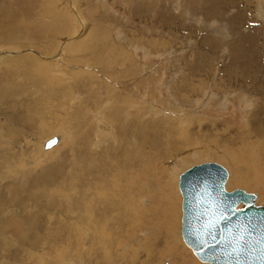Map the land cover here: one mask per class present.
<instances>
[{
  "label": "rangeland",
  "instance_id": "obj_1",
  "mask_svg": "<svg viewBox=\"0 0 264 264\" xmlns=\"http://www.w3.org/2000/svg\"><path fill=\"white\" fill-rule=\"evenodd\" d=\"M150 3L152 5H150ZM152 7L154 8L152 9ZM148 8L150 11L147 10ZM42 10H44L45 13L40 16V12H42ZM26 12L29 13V15L25 16L24 14H26ZM30 13L33 15H30ZM11 14L13 15L11 16ZM14 15L18 16L16 17L18 24L21 22L17 33H14L13 31H16L18 28L13 29L9 26L14 24L16 21V19H13ZM0 16L2 18L0 19V34H2L0 37V51H22L26 52V54L30 53L29 56H32L37 63H35L36 65L34 66L35 68L37 66L36 78L38 82L37 84H20L13 82L12 85L11 83H8L7 86L9 87L11 85L9 88L12 90L10 89L9 92L6 93L5 98L0 92V111H2L3 105V110H5L7 108L5 104L9 105L11 103L18 102L16 105H19L15 108L19 110V112L20 110L24 111L26 113V117L32 121L27 123V121L24 120L23 126L21 127L22 136L19 139L20 143L16 146L12 144L11 137L4 134L5 129L0 123V156L3 158H0V184L4 183V185H6L13 182L16 179L15 177L23 171L28 172L32 169L31 173L33 174L39 172L41 168L43 169V167L47 165V163L51 164L54 160L56 163L63 161L61 163L66 166L65 170L67 171L66 174H68L70 172H68L69 168L67 166L73 162L80 164L81 157L85 152L84 148L88 153L94 154L98 152V150L108 147V145H117L120 140L119 136L117 137L115 124L113 121L111 122L110 119H108L109 110L107 109L111 106H109L108 100L106 101L108 98V92H112V90L117 92L120 91L121 101L124 104L122 107V104L120 103L121 115L119 117V122L121 124H123V109L125 112V114L123 113V120L125 123L130 122L132 113L138 109L137 102H140L143 105V108H147L149 107V104H151L150 107H152V110L155 109V112L153 111L154 113L151 115L148 114L150 112L149 110L145 111L142 109L141 111H143V113H141V111L140 113L144 120L155 117V119L159 120H162V118H173L179 120L180 122L186 118L197 116L202 119L203 123H213L212 125L217 127L218 132H221V130L224 129H219V126L224 128V125H221L220 122L229 120V124L236 129V127H242L240 125L241 123L247 124L248 122H251V118L253 117L252 112L256 113L257 111L261 115L258 117L259 121H257V125L263 126V123L260 121H262V119L264 120V88H260L261 94H259V90L254 91V86H251V83L249 82L250 80H246V75L249 78L254 77L255 79L253 80H255V82L257 81V83H259L260 77L262 78L264 76V0H33L32 2H29V0H0ZM7 20L9 22H7ZM173 21L177 22L172 25ZM66 22H70V27L69 31L64 32L62 31V27ZM6 25L8 28L2 27ZM21 25L23 28L29 29V34H32L31 36L33 37L32 41L26 39V33L28 34V32H25V29L21 28ZM56 27L61 28L59 33L56 31L54 34V32L46 31L48 36H45L44 33L40 32L44 29L54 30ZM90 28L93 29V32ZM83 30L86 31V34H88L89 31L92 32V34L94 32L96 34L94 33L95 35H92L89 33L87 37L86 34H84L85 31ZM251 30L256 31L252 35L253 38L257 41L260 40L259 43L262 42L263 44L260 43L259 46V43H257V45L254 44L256 47H254V50L258 51L260 48L259 52L261 53H259L256 58L250 59L251 67L249 70L250 72L252 71V74L248 73L250 74L248 75L246 74L248 71L247 67L246 72L242 68H239L241 63L239 56L235 57L239 61L234 60L232 59L233 56L229 51H231L230 46L234 49L233 42H236L238 35L240 37V35H242L241 33H249ZM51 34L54 35L50 36ZM36 37L38 38L35 39ZM68 38L73 40L71 41ZM205 39L207 41H205ZM211 39H215V44H219L213 47L211 43H214L215 40L212 41ZM40 40L43 41V44H46V46H40L37 43V41ZM78 40L84 42L85 49H87L86 42L91 43L89 49L93 50L94 53L89 57L98 58L99 63L92 64L89 59L84 58V55L81 54V52L75 53L77 57L74 56L75 54L70 55L67 53L68 47H66V45ZM48 41H51L50 43L53 44H49ZM24 42L31 43V46H21ZM99 43H102L100 47ZM228 43L230 46H227ZM47 45L51 47L50 49H52V51H48L49 48H47ZM103 45H106V47L104 48ZM244 45L245 47H249V45L253 44L245 42ZM120 46L122 48L118 50L117 48ZM61 48L62 52L60 50ZM109 48L113 49L109 51ZM99 49L102 50L100 56L98 53L99 51H97ZM121 49L124 51L122 54ZM88 51L89 50H85V55H88ZM14 53L15 52H13L12 55H14ZM197 55H201L202 61L197 59ZM70 56H74L79 60L83 58L84 62H77L76 60L72 61L70 60ZM203 60H205L204 62L206 64ZM196 61L197 63H202V68L204 67L205 69L201 68L195 71V68L192 71L193 67H197ZM230 61H232V63ZM247 63L248 62L246 61V64ZM128 64L130 68L133 65L135 67L133 66L130 69L127 66ZM43 65L47 68H43ZM41 69H43V71ZM258 70H261V73ZM189 71L191 74H189ZM241 72L246 74L245 81L237 82L238 74L236 73ZM229 75L230 78L228 77ZM188 77L191 78L190 80L192 81L187 82H190L189 85H191V83L194 84V82H197L199 79H202L203 82L200 83L202 88L200 90H195L196 93L199 91L195 96L193 95L188 97V94H186V97H183L181 101L188 103H185L187 104L184 105L185 107L180 104L176 105L179 100L178 97L174 96L177 90L176 86L180 84L182 78L187 81ZM240 78H238V80H240ZM235 83L237 85H234ZM242 83L243 85L245 83V85L243 86ZM139 84L141 87L138 86ZM186 89L189 88L186 87ZM166 90L172 92L170 93L171 96H167ZM139 92L143 96V99L137 95ZM151 96L152 98H150ZM190 99L192 104L189 101ZM171 102L173 105L169 104ZM28 103H30L29 106L26 105ZM154 104L157 106H154ZM77 106L82 107L84 113L82 117L78 112H73ZM181 106H183L184 109ZM159 107L168 111H161ZM200 111L206 113L207 115L203 113V115H200ZM71 112L72 116L70 115ZM209 112H216V114H214L217 117L219 115L220 116L219 118L215 115L210 116ZM2 115L0 116V120H4V116L2 117ZM125 115L127 116L125 117ZM213 116L216 118H213ZM68 117L71 119V124L69 122L63 127L62 124H60V121H63ZM78 118L79 121L75 122ZM90 119L91 121H89ZM127 119L129 120L127 121ZM230 120L232 122H230ZM84 122H88L89 124H84ZM248 124L251 125V123ZM248 124L247 126L250 128L252 125L249 126ZM178 125H180L178 128H182L183 130V126L188 124L180 123ZM232 127L231 132L229 130L230 133H224L227 135L229 134V139H225L222 142V145H224L228 150L236 153L239 159L238 162L226 159V157H224L221 153L222 149H218L217 146L213 147L212 143H208L209 140L207 143L201 141L200 139L196 140L197 143L194 141L195 145L192 140L190 141L188 139L189 142L192 143V147L190 149L185 148V151L195 150L197 148L201 151L203 148L208 150L205 156H196L195 163H191V165L187 164V167L185 164V166H183L184 168L181 167L183 169L180 168L181 171L178 172V174L180 175V173L192 166V164L217 162L223 165L229 172V179L226 183V188L228 190L231 191L236 188H243L248 192L258 195L257 204H264V190L257 189L254 183H252V187L246 186V184L244 185V182H249L246 175H242V179H238L239 185H229V182L234 174L233 168L236 166V169H239L251 162L249 160L244 161L243 159L245 155H250V151L246 148L247 144L243 140L245 138L237 137L236 135L239 134H237V132H232ZM77 129L83 130L82 132L84 134L88 132L90 134L92 133L93 136L90 138V141L87 140L85 143L79 134L74 133ZM46 130H49L50 132L48 134H44L42 131ZM260 131L264 134V129ZM243 134H245L244 136L248 135L247 133ZM263 134H258L260 137H256L257 135L255 134V137H252V139L250 137V142L255 144L260 141L258 139H264ZM54 135H58L60 137L59 143H57L50 150L44 151L43 142ZM167 145L170 146L168 143ZM257 147L260 149L259 146ZM28 150L31 152L29 154L32 156L27 154ZM19 151L22 153L16 156V158L7 157L8 153L16 154ZM153 153L154 152L152 151L151 154ZM5 156L7 158H5ZM109 156L110 157L107 159V162L109 161L107 163L108 168H112L114 166L116 167V161L113 158L110 159L113 155L111 154ZM153 156L156 157L155 161L158 163L160 161H162V163L163 161L165 162L162 156H158L157 154ZM216 156L224 157V161L219 160ZM153 159L154 157L150 161H153ZM178 159L174 160L178 162ZM176 165L178 166V163H176ZM188 165L190 166L188 167ZM146 166L151 169L150 165L146 164ZM81 167L83 168V163H81L80 168ZM34 170L36 172H33ZM147 172L151 173L152 171L148 170ZM241 173H243V171ZM80 174L87 177V179L92 177L89 172H87V174ZM116 181L117 180L115 179V182ZM52 182L54 183L57 181L55 180ZM53 183L51 185L49 184L50 186L37 188L38 191H45L46 195H48L43 201L45 207L44 210L39 209L36 205L34 207L31 200L26 197L24 199V204L26 206L23 209L17 207L16 205H11L10 207L1 204L5 210L0 214V216L2 218L10 216L14 217L21 223L22 227L24 226L23 230L25 231L31 228L32 222H35V226H38V228L35 229V234L39 233V235L42 236H48L47 228L50 225L53 227L55 215L58 219L61 217L65 219L73 217L74 220H77L74 221L72 219L76 228L79 227L81 229L80 236L77 240L82 237L86 240L85 243H92V247L84 246L85 248H82L84 250L82 253L83 256L75 257L72 255V253L75 252V245H70L69 252H63L62 244L64 238L61 236V241L57 242L59 245L58 252H60V258L56 264L101 263L102 261L97 258V253L98 251L100 252V248H102L99 244H97L101 243L97 242L99 241V235L93 237L89 232L90 230L97 231V226L94 223H90L92 216L89 212H87L86 214L83 213L81 215L82 218H80L77 213H74L81 209L79 208V203L77 202L78 197H76V190L73 189V191H71L70 187V190L67 191L68 186H62L61 184L53 185ZM129 183L130 181H128L127 185H129ZM69 184H71V181ZM134 184L135 183L133 182V185ZM175 188L180 194L178 183ZM93 190H96V187ZM6 191L7 190H2L0 187V195ZM66 193H71L70 201L77 206H71L68 209V204L64 200L65 196L68 195ZM81 200H83V197ZM64 202L67 206L66 211H64V208L61 207ZM157 203L159 204V201L152 202V204L150 202L149 204L152 207ZM180 207L181 194L179 206V234L182 239L180 228ZM85 209L87 210L88 207L85 206ZM1 217L0 220H3ZM48 221L53 222L48 224ZM62 227L63 225H60L61 232L63 231ZM33 231L34 229L32 232ZM146 232L148 234L150 229H146ZM135 233L137 234L138 232L136 231ZM138 234H141V232ZM127 235L128 234L125 232L121 234L122 237L118 239L112 234H104L103 237H107L103 240V242L105 241V249L102 248V250L104 249L107 251V249H111L112 240L117 238L118 240L116 239V241L119 243L122 240L119 244L120 246L118 245L117 250L122 249V252H126L124 256L126 257L131 254L129 247H133V244H136L137 246V243L142 240L141 237L137 239L136 242L131 243L133 240L128 241L126 238ZM0 237V264H49L51 255L48 256L46 254V250L49 248L47 241L43 240V242L39 245L40 247L31 248L30 239L25 241L12 240L2 233H0ZM124 240L125 242L123 243ZM85 249L88 250L86 251ZM92 252H95V254H92ZM137 252H139V250ZM187 252L189 253L188 259L191 262L195 264H208L201 263L193 251L188 247ZM89 255L90 257H95L92 259V257L89 258ZM23 261L25 262L23 263ZM162 264H171V261L166 259Z\"/></svg>",
  "mask_w": 264,
  "mask_h": 264
},
{
  "label": "bare ground",
  "instance_id": "obj_2",
  "mask_svg": "<svg viewBox=\"0 0 264 264\" xmlns=\"http://www.w3.org/2000/svg\"><path fill=\"white\" fill-rule=\"evenodd\" d=\"M32 1L33 0H29V2H32ZM34 2H37V1H34ZM151 3H153V2H151ZM151 3H150V5H152ZM185 5H187V4H185ZM241 5H243V4H241ZM254 5H255V3H254ZM154 7H156V6H154ZM154 7H152V9ZM186 9H188V8H186ZM147 10H149V8ZM37 11H38V9H37ZM44 13H45V11L42 10V12H40V16L44 15ZM12 15L13 14H11V16ZM17 15L13 16V19H16L15 23L12 25H9L13 29L18 28L16 31H13L14 33L15 32L17 33V31H19V28H20L19 25L21 23L20 22L18 24L17 18H16V17H18ZM20 15H22V14H20ZM24 15L25 16L29 15V13L26 12V14H24ZM30 15H33V14L30 13ZM7 17H9V16H7ZM0 19H2L1 16H0ZM7 22H9V21L7 20ZM175 22H177V21H173L172 25H174ZM69 23L66 22L65 25H63L62 31H64V32L69 31V27H70ZM2 27H7V25L2 26ZM21 28H23V26ZM26 28H28V27H26ZM47 28H49V27H47ZM23 29H25V28H23ZM60 29H61L60 27H56L54 30L53 29L52 30L51 29H46V30L44 29L40 32L44 33L45 36H48L46 31L54 32V34H55L56 31L59 33ZM252 29H254V28H252ZM28 30L29 29H25V32L26 31L28 32V34L26 33V36H27L26 39L29 41H32V39H33V37L31 36L32 34L30 35ZM85 30H83V31H85ZM90 30L92 31L93 29L90 28ZM211 30H213V29H211ZM79 32H81V31H79ZM92 32L89 31L90 34H92ZM254 32H256V31L251 30L249 33H244V34L241 33L242 34V35H240L241 38L238 35V39L236 40V42H233L234 49H232V47L230 46L229 43L227 44V46H230L231 51H229V52H231V55L233 56L232 59L239 61L237 58H235L238 56H239V59H241V63H240L239 68H242L246 72V67H247L248 71L246 72V74H248V73L252 74L251 73L252 71L250 72V70H249L251 67L250 66V59L256 58L257 55L259 53H261V52H259L260 51L259 47H258L259 48L258 51L254 50V47H255L254 44L257 45V43H259V41H260V40L257 41L253 38L252 35ZM94 33L92 35L96 34V33L95 34ZM226 33H227V31H226ZM54 34H51L50 36H53ZM79 34H82V33H79ZM84 34H86V31L84 32ZM88 34H86V36ZM209 35H211V34H209ZM1 36H2V34H0V37ZM37 38L38 37H36L35 39H37ZM213 38H215V37H213ZM68 39H70L71 41L73 40L71 38H68ZM213 40H215V39H213ZM205 41H207V40L205 39ZM48 42H49V44H53V43H50L51 41H48ZM245 42H248L249 44H253V45H249V47H245V45H244ZM37 43L40 46H46V44H43V41H41V40L37 41ZM215 43H216V40L214 43H211V45L214 47L217 44H219V43H217V44H215ZM260 43H262V42H260ZM260 43L258 44V46L260 45ZM90 44L91 43L86 42L87 49H85V47H84L85 46L84 42L79 41V40L75 41L71 44H67L66 45V47H68L67 53L72 55V54H75L76 52H81V54L84 55V58L89 59V61L92 64L99 63L98 58L89 57L90 55H92L94 53L93 50L89 49ZM25 45L31 46V43L24 42L23 44H21V46H24V47H25ZM101 45H102V43H99V47ZM225 45H226V43H225ZM103 46H104V48L106 47V45H103ZM47 48H49L48 51H52V49H50L51 48L50 46H48ZM120 48H122V47L120 46L117 49L119 50ZM111 49H113V48H109V51H111ZM60 50L62 52V48ZM85 50H89L88 55H85L86 54ZM100 50L101 49L97 50V51H99L98 52L99 56L102 52V50L101 51ZM234 50L236 51V53ZM13 52H15L14 55H12ZM122 53H124V51L121 49V54ZM78 54H80V53H78ZM29 55H30V53L26 54V52H22V51L21 52H19V51H0V62H1L0 92L4 96V98L6 96V93L9 92V90L11 89L9 87L12 85L13 82L20 83V84H28V83L37 84L38 83L37 78H36L37 66H36V68L34 66L37 63L35 62V59ZM201 55H197V59L202 61ZM74 56H76V54ZM74 56H72V57L70 56V60H72V61L76 60L77 62H84L83 58L81 60H79L78 58H76L77 56L76 57H74ZM194 56H195V54H194ZM205 60H203V62ZM246 61L248 62L247 64H246ZM230 62L232 63V61H230ZM196 63H197V61H196ZM193 64H195V63H193ZM201 64L198 62L196 65L197 67L192 68V66H191L192 71L195 68H196L195 71L201 69L202 68ZM127 66H128V68H130L129 64ZM254 67H252V68H254ZM43 68L46 69L47 67H45L43 65ZM258 68H259V66H258ZM133 69H135V68H133ZM202 69H205V68L203 67ZM221 69H223V68H221ZM41 70L43 71V69H41ZM253 70H255V69H253ZM224 71H225V68H224ZM189 74H191L190 71H189ZM189 74H187V75H189ZM236 74H238L237 75L238 78L241 77L240 80H238V78H237V82H244L245 78L247 77L246 80H250L249 82L251 83V86L252 87L254 86V89H255L254 91L259 90L258 92H259V94H261L260 88H264V76L262 78L259 76L260 80H259V83H257V81L255 82V80H253V79H255L254 77L249 78L243 72L236 73ZM250 74H248V75H250ZM38 75H39V73H38ZM216 75H218V74H216ZM245 75H246V77H245ZM127 76H129V75H127ZM228 77L230 78V75ZM190 79L191 78L188 77V79L186 81L184 78H182L180 84H178L176 86L177 90H176L174 96L179 98L178 104H176V105H179V104L183 105V106L187 105L188 104L187 102L181 101L183 99V97H186V94H188V97H191L193 95L195 96L199 92V91H197V93H196L195 90H200L202 88L200 86V83L203 82L202 79H199V80H197V82H194V84L191 83V85H189L190 82L189 83H187V82L191 81ZM147 81H149V80H147ZM8 83H11V85L9 87L7 86ZM197 83H199V84H197ZM234 85H237V84L235 83ZM242 85H243V83H242ZM244 85H245V83H244ZM138 86H140V84ZM186 87H188L189 89H186ZM19 88H18V90H19ZM142 91H144V90H142ZM166 91H167L166 92L167 96H169V95L171 96L170 93H172V92L171 91L169 92L168 90H166ZM15 92H14V94H15ZM163 92H164V90H163ZM94 93H96V92H94ZM8 95H7V97H8ZM137 95L141 99H143V96L140 94V92L137 93ZM107 97L108 98L106 99V101L108 100L109 106H111L107 109V110H109V114H108L109 118L108 119H110L111 122L113 121V123L115 124V126H116L115 130H117V137L119 136L120 142L117 143V145H108V147L104 146L106 148L102 147L104 149L98 150V152H96L94 154L88 153L84 148L85 152H84L83 156L81 157L80 164H76L75 162H73L67 166L69 168L68 172H70L68 174H66L67 173V171L65 170L66 166L63 163H61L63 161H61L60 163L59 162L56 163V161L54 160L55 162L53 161V163L51 162V164L47 163V165L44 166L43 169L41 168V170L39 172H36L34 170L33 172H36V173L33 174V173H31L32 169L29 170L28 172L23 171L22 173H19V175L15 177L16 179L14 181L12 179L13 182L8 183L6 185H4V183H1L0 187L2 188V190H7V191L0 195V214L2 212H4V210H5L1 204H4L5 206H10V207H11V205H14V206L16 205L17 207H19L21 209L25 208L26 205L24 204V199L26 197L31 200L34 207L36 205V207H39V209L44 210L45 207H44L43 201L45 200V198L48 195H46L45 191H38L37 188L42 187V186H50L53 183L52 181L56 180L57 182H54L53 185L61 184L62 186H68L67 191L70 190V187H71V191H73V189L76 190V197H78L77 202L79 203V208H81V209H79L77 212H74V213H77L79 215V217L82 218L81 215L83 213L86 214L87 212H89V214L92 216V220H90V223L91 224L94 223L97 226V231L96 230H90L89 232L93 237L99 235V241H97V242H101V243H97V244H99L100 247L104 248V242L105 241L103 242V240H105V238L107 237V236L103 237L104 234L105 235L106 234H112L113 236H115L119 239L120 237H122L121 234L126 232L128 234L126 236L128 241L133 240V241H131V243L136 242L137 239L142 237V240L137 243L138 244L137 246H136V244L135 245L133 244L132 245L133 247L128 246L129 250L131 251L130 252L131 254L127 255L126 257H124L126 252L125 253L122 252L123 251L122 249H121L122 251L120 249L117 250L118 245L122 242V240L120 243L117 242L116 241L117 238L112 240L111 249H107V251H105L104 250L105 248L102 250V248L99 247L100 252L97 250L98 251V253H97L98 257L97 258L102 261L101 262L102 264H162L166 259L167 260L169 259L171 261V264H195L188 259L189 253L187 252V247L184 245L183 240L181 239L180 234H179V221H180L179 206H180V194H181V192L179 194V192L176 191V188H175V187H177V183H179V176L180 175L178 174V172L181 171L180 168L185 166V164L187 167V164L191 165V163H195V157L196 156H198V155H204L205 156L207 153L208 149H204V148L202 151L200 149L198 150V148L197 149L194 148L195 150H188L190 152L185 151V148L190 149L192 147V143H190L189 140L190 141L192 140L193 143H194V141L199 140V139L201 141L206 142V143L209 140L208 143H212L213 147L217 146L218 149H222L221 153L223 154L224 157H226V159H228L229 161L238 162L239 159H238L236 153L228 150L224 145H222V142L225 139L226 140L229 139V134L227 135L224 133H230L232 125L229 124V120L222 121V122H220V124L224 125L223 126L224 128H221L219 126V129H224V130H221V132H218L217 127L212 125L213 123H209V122L203 123L202 119L198 118L197 116L186 118L184 120H181L180 122H179V120L173 119V118H162V120H159V119H155V117H154L152 119L144 120L143 116H141V113H143V111H141V110L142 109L145 111L149 110L150 112L148 114L151 115L155 112V109L152 110V107H150L151 104H149V107L143 108V105L140 102H137L138 103L137 104L138 109H137V111L132 113L130 122L125 123V121L123 120V117H124L123 113L125 114L124 109H123V113H122L123 124H121L119 122V117L121 115L120 103L122 104V107L124 106V104L121 101L120 91L117 92L115 90H112V92H108ZM150 98H152V96ZM154 99H155V97H154ZM191 99L189 100L190 103H191ZM6 101H8V100H6ZM134 101H131V102H134ZM194 101H195V99H194ZM9 103H11V102H9ZM16 103H18V102L11 103L9 105H6L5 103H3V104H5V106L7 108L5 107L6 109L3 110L4 109V105H3L2 111H0V114L1 115L3 114L2 117L4 116L3 117L4 120L3 119H2L3 121L0 120V123L3 125V127L5 129L4 134L11 137L12 144H14L15 146L19 145V143H20L19 139L22 136L21 127L23 126L24 120H26L27 123L32 122L26 117V113L24 111L20 110V112H19V110L16 109L17 108L16 106L19 105V104L16 105ZM185 103H187V104H185ZM169 104H172V102ZM26 105L29 106L30 103H28ZM159 105H160V103H159ZM166 105H168V104H166ZM8 106H10V107H8ZM154 106H157V105L154 104ZM183 106H181V107H183ZM184 107H183V109H184ZM160 109H161V111H168V110H163L164 108L163 109L160 108ZM177 109H178V107H177ZM140 111H141V113H140ZM73 112H75V113L78 112L79 115L81 114V117L84 115L81 106L75 107V110H73ZM200 113H201L200 115L206 114L202 111H200ZM209 113H210L209 114L210 116L216 114V112H214L215 114L211 113V112H209ZM71 114H72V112L70 113V115ZM250 115H251V113H250ZM126 116L127 115H125V117ZM215 116H213V118ZM219 116L218 117L216 116V117L219 118ZM252 116L253 117L251 118V122H248V123H251L252 126L247 123L249 126H251L250 128L247 126L246 123L245 124L241 123L240 125L242 127H236V129L232 127L233 128L232 132H237V134H239V135H236L237 137L245 138V139H243L247 144L246 145L247 147L246 146L245 147L248 148V150L250 151V155H245L243 159H244V161L249 160L251 162H249V164H247L246 166L240 167L239 169H236V166L233 168L234 174L232 176L231 181L229 182V185L230 186L239 185L238 179H242V175H246V177L249 179V182L245 183L243 181L244 185L246 184V186L252 187V183H254L255 186L257 187V189L264 190V139H262V138L258 139L260 141H258V142L256 141L257 143H255V144H252L249 140L250 137H251V139H252V137H255L254 136L255 134L257 135L256 137L263 134V133H261L262 131H260V130L264 129V122H263L264 120L262 119V121H260L261 123H263L262 124L263 126H261V125L258 126L257 121H259L258 117L261 116L260 113H258L257 111H256V113L252 112ZM128 120L129 119H127V121ZM216 120H218V119H216ZM70 121H71V119L68 117L67 119H64L63 121H60L61 122L60 124H62V126L64 127ZM77 121H79V118L75 120V122H77ZM89 121H91V119ZM230 122H232V121L230 120ZM85 123L89 124L88 122H84V124ZM180 123H186L188 125L183 126V130H182V128H178V126H180L178 124H180ZM70 124H71V122H70ZM82 124H83V122H82ZM216 129H217V131H216ZM229 130H230V132H229ZM82 131L83 130L77 129L74 133L79 134L85 143L87 140L90 141V138L93 136L92 133L90 134L88 132V133L84 134ZM42 132L44 134H48L50 131L46 130V131H42ZM243 133H247L249 136L248 135L244 136L245 134H243ZM242 134H243V136H242ZM53 137H58V143H59L60 137L58 135H54ZM53 137H50V138H53ZM263 137H264V134H263ZM50 138L46 139L43 142V149H44L45 143ZM187 140H188V142H187ZM239 140H241V139H239ZM236 141H238V140H236ZM242 142H240V143H242ZM167 143L170 144V146L167 145ZM196 143H197V141H196ZM236 143H239V142H236ZM237 145H239V144H237ZM256 145L259 146L260 149ZM209 146H211V145H209ZM86 148H87V146H86ZM44 151H46V150L44 149ZM152 151L154 152L153 154H151ZM155 152L158 156H162L164 158L165 162L163 161V163H162V161H160L158 163L157 161H155L156 157L153 156V155H156ZM21 153H22L21 151L17 152L16 154L15 153H8L7 157L9 156L11 158H16V156H18ZM23 153H25V152H23ZM29 153H31V152L28 150L27 154L31 155ZM111 154L113 155V157H111L110 159L113 158L116 161L117 165H116V167L115 166L112 167L110 165L112 168H108L107 163L109 161L107 162V159H108V157H110L109 155H111ZM179 156H181V157H179ZM7 157L5 156V158H7ZM153 157H154L153 161H150ZM216 157L219 160L224 159V157H222V156H216ZM242 157H243V155H242ZM0 158H2V157L0 156ZM174 159H176V160L178 159V162L175 161ZM225 162H226V160H225ZM81 163H83V168L82 167L80 168ZM85 163H86V166H85ZM176 163H178V166L176 165ZM146 164L150 165L151 169H149L146 166ZM196 164H198V163H196ZM190 165H188V167ZM183 168H181V169H183ZM148 170H151L152 172L148 173L147 172ZM242 171H243V173H241ZM87 172H89V174L92 175V177L90 179H87V177L80 174V173L87 174ZM115 179L117 180L116 182H115ZM70 181H71V184H69ZM128 181H130L131 184L129 183V185H127ZM133 182L135 183L134 185H133ZM95 187H96V190H93V189H95ZM7 192H9V193H7ZM66 194H68V195L65 196L64 200L68 204L67 205L68 209L71 206H77L76 204L71 203L72 201H70L71 193H66ZM79 196H81V197H79ZM82 197H83V200H81ZM150 199H151V201H150ZM257 200H256V203H257ZM158 201H159V204L158 203L156 205L154 204V206H152L153 208L149 204L150 202L152 204V202H158ZM67 206L64 202V203H62L61 207H63L64 211H66ZM85 206L88 207L87 210L85 209ZM180 208H181V217H182V195H181V207ZM70 211H72V210H70ZM66 218H68V217H66ZM2 219L3 220H0V233L5 234L9 239L21 240V241H25L27 239L28 240L30 239V242H31L30 247L31 248L40 247L39 245H40V243L43 242V240L47 241L49 248H48V250H46V254L48 256L51 255V260H50L49 264H56L57 261H59L60 252H58L59 245L57 242L61 241V236L64 238L63 244H62L63 252H69L70 245H75L74 246L75 252L72 253V251L70 250L72 255H74L75 257L76 256H80V257L83 256L82 253L84 252V250L82 248H85L84 246L92 247V243H85L86 240H84L82 237L79 240H77V238L80 236V233H81L80 230L81 229L79 227L76 228L75 224L73 223V220H74L73 217H69V219H65V218L61 217L60 219H58V217L55 215V218L53 220L54 221L53 227L50 225L47 228L48 236H42V235H39V233L35 234V229L38 228V226H35V222H32L31 228L29 230L25 231V230H23L24 226L22 227L21 223L18 220H16L14 217H11V216L7 217V218L3 217ZM53 221H51V222H53ZM74 221H77V220H74ZM51 222L48 221V224H51ZM60 225H63V227H62L63 231L62 232L60 231ZM180 228H181V225H180ZM33 229H34V231L32 232ZM146 229H150V232L148 234H147L148 231L146 232ZM136 231L138 233L141 232V234H138V233L136 234L135 233ZM101 234H103V235H101ZM0 239H1V237H0ZM124 242H125V240L123 241V243ZM49 243H50V246H49ZM138 250H139V252H137ZM63 252H62V254H63ZM93 253L95 254V252H92V254ZM91 257L93 259V257H95V256H91ZM91 257L89 255V258H91ZM24 262L25 261H23V263ZM101 263L99 262V264H101ZM5 264H7V263H5ZM86 264H94V263H86Z\"/></svg>",
  "mask_w": 264,
  "mask_h": 264
},
{
  "label": "water",
  "instance_id": "obj_3",
  "mask_svg": "<svg viewBox=\"0 0 264 264\" xmlns=\"http://www.w3.org/2000/svg\"><path fill=\"white\" fill-rule=\"evenodd\" d=\"M57 143L58 137L50 138L44 149ZM228 179V170L217 162L194 164L180 174L182 239L201 263L264 264L259 243L264 204H257L258 195L243 188L228 190ZM240 225L249 229L243 252L234 251L232 244Z\"/></svg>",
  "mask_w": 264,
  "mask_h": 264
},
{
  "label": "snow or ice",
  "instance_id": "obj_4",
  "mask_svg": "<svg viewBox=\"0 0 264 264\" xmlns=\"http://www.w3.org/2000/svg\"><path fill=\"white\" fill-rule=\"evenodd\" d=\"M238 227H239V232L232 241L233 250L237 252H243L245 248L249 245V241L245 240V233H248L249 229L247 225H240ZM259 243H260V250L262 254H264V230H262Z\"/></svg>",
  "mask_w": 264,
  "mask_h": 264
}]
</instances>
